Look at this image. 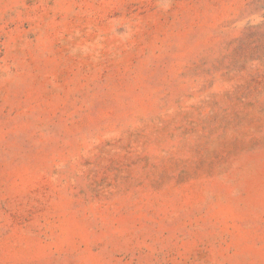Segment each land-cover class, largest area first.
Listing matches in <instances>:
<instances>
[{
	"label": "rangeland",
	"instance_id": "rangeland-1",
	"mask_svg": "<svg viewBox=\"0 0 264 264\" xmlns=\"http://www.w3.org/2000/svg\"><path fill=\"white\" fill-rule=\"evenodd\" d=\"M0 264H264V0H0Z\"/></svg>",
	"mask_w": 264,
	"mask_h": 264
}]
</instances>
